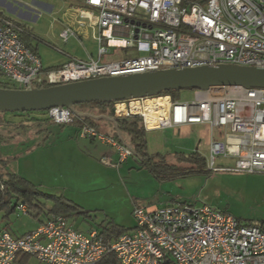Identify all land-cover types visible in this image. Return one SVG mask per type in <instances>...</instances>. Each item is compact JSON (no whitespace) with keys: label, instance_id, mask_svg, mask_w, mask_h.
<instances>
[{"label":"built area","instance_id":"2783aa9c","mask_svg":"<svg viewBox=\"0 0 264 264\" xmlns=\"http://www.w3.org/2000/svg\"><path fill=\"white\" fill-rule=\"evenodd\" d=\"M70 10L77 28L66 24L59 38H75L81 45V32L91 30L96 59L68 57L59 68L44 70L20 38L22 28L0 16V75L27 90L204 65L264 67V0H84L82 7ZM113 49L132 53L111 55ZM160 98L167 108L158 112L154 127L139 109L144 107L139 101L148 98L116 102L113 115L138 116L145 131L204 127L209 135L207 171L264 174V90L213 87L194 91L190 101ZM45 116L59 125L72 123L74 117L65 108ZM79 137L114 148L115 166L133 155L126 145L89 125L80 127ZM104 163L112 164L110 159ZM193 204L135 207V227L113 239L96 229L77 231L66 218L53 215L18 238L1 232L0 264H13L18 253L42 264H98L106 256L119 264H264V224L245 225L221 210ZM18 209L25 211L22 204Z\"/></svg>","mask_w":264,"mask_h":264},{"label":"rangeland","instance_id":"374dc122","mask_svg":"<svg viewBox=\"0 0 264 264\" xmlns=\"http://www.w3.org/2000/svg\"><path fill=\"white\" fill-rule=\"evenodd\" d=\"M82 2L0 0V11L27 28L29 44L36 49L42 67L53 68L60 65L68 53L82 57L77 39L63 42L58 38L65 19L64 12L72 3ZM88 33L92 35L91 30ZM82 42L95 54L96 46L89 38ZM126 53L131 55L132 51L111 50V55ZM193 95L194 91H181L176 95V101H190ZM156 100V97H151L138 104L146 108L149 102ZM43 116L39 113L31 117L0 114V171L4 177L14 174L29 181L40 193L69 201L76 214L68 218V225L77 231L88 233L91 229L99 230L110 225L131 231L135 227L132 215L135 207H163L170 203L208 205L232 215L245 225L264 223L263 173L207 171L202 165H196L194 170V165L176 156L178 153L187 157L190 152L199 151L205 161L208 148L195 130L182 135L172 129L147 133L150 153H159L174 169L168 176L158 172V179L142 168L134 155L117 166L113 165L117 162L114 148L106 145L104 149L99 141L93 144L88 138H80V128L74 124L25 120L42 119ZM96 123L101 129L105 126L103 120ZM44 129L50 133L47 135ZM107 132L113 137V132ZM64 134L73 137V141L67 143L68 138ZM121 140L128 145L126 135L122 134ZM107 159L112 164L104 163ZM202 169L207 172H199ZM20 218L26 221L29 217ZM31 264L42 263L32 257Z\"/></svg>","mask_w":264,"mask_h":264},{"label":"water","instance_id":"95a60500","mask_svg":"<svg viewBox=\"0 0 264 264\" xmlns=\"http://www.w3.org/2000/svg\"><path fill=\"white\" fill-rule=\"evenodd\" d=\"M213 87L264 90V67L218 64L184 69L106 76L27 90L0 88V113L45 112L68 109L77 119L105 120L114 125L122 143L116 117L79 112L76 106L92 102L111 104L151 98L165 92L201 91ZM114 114V108L111 109ZM125 145V144H124ZM130 150L132 148L126 145Z\"/></svg>","mask_w":264,"mask_h":264},{"label":"trees","instance_id":"16d2710c","mask_svg":"<svg viewBox=\"0 0 264 264\" xmlns=\"http://www.w3.org/2000/svg\"><path fill=\"white\" fill-rule=\"evenodd\" d=\"M193 1L198 2L200 4H204L208 0H193ZM0 16L5 19L11 20L12 22L20 26V28H22L23 33L21 34L20 38L31 51L36 53V51L29 44L28 41L29 32L27 28L24 25L20 24L19 22H16L2 14H0ZM0 77L2 76L0 75ZM48 86L49 85L47 84H43L38 86V88H43ZM0 88L18 89L14 84H12L10 81L4 78L3 80L0 79ZM178 93L179 92L169 91L159 96H169L172 101H176V95ZM113 105L114 103L104 104L100 102H92V103L78 105L76 106V109L78 111L85 109V111H88V113L94 115L103 114L109 117H114V115L111 113V109L113 108ZM38 113L46 117L45 116L46 111L26 112V113H0V114L3 115L13 114V115H21V116L26 115L28 117H31L32 114H38ZM28 121L53 123L48 117L43 119L29 118ZM96 122L97 121L87 118L77 119L76 117H73L72 123L70 124H74L78 126V129L83 125H89L91 127L96 128ZM116 123L118 129L120 130L121 135L124 134L127 136L128 146L132 148L133 155L137 158V160L140 161L139 164L141 165L142 168L147 169L158 179H160V177L157 176L156 174L160 171L165 173L166 176L170 175L169 173H171V171H173L174 169L172 168L173 166L166 163L165 157L161 156L159 153L151 154L149 152L148 141L146 138L147 133L144 130L142 119L140 117L138 116L119 117L116 118ZM62 125H66V124H62ZM113 138L117 140L115 130H114ZM176 156L185 159L188 162H190L192 165H194L193 167L194 170L195 168H197L196 165L197 166L202 165V167H204V159L201 156H199L198 153H191L187 157L181 154L179 155L177 154ZM199 172L206 173L207 171L202 169ZM6 176L7 177H4V174L1 173L0 171V186H2V188L0 189V211L3 209L4 206L7 207L9 211L14 210V205H12L13 202L15 204V207H17L19 204H24L28 212L32 213V215H35L36 217H38L41 214L44 215V217L47 220L42 224H45L49 220V218L53 215H59L68 219L72 215L76 214L75 207H73L69 203V201L67 202L64 199L55 198L53 196L40 193V191L36 190L29 181L19 178L14 174H6ZM98 231L100 232L101 235L105 236L106 239H113L125 233L126 229L110 225V226L101 227ZM19 257H21L22 260L24 259L23 261L25 262V260L27 261V259H29L31 256L27 254L18 253L16 255L15 260H17ZM23 261L22 263H24ZM115 263H117V261L113 256H106L98 264H115Z\"/></svg>","mask_w":264,"mask_h":264},{"label":"crops","instance_id":"0c3cea01","mask_svg":"<svg viewBox=\"0 0 264 264\" xmlns=\"http://www.w3.org/2000/svg\"><path fill=\"white\" fill-rule=\"evenodd\" d=\"M84 2V0H83ZM83 2L82 3H72L69 8L67 9L66 12H64L63 16H64V21L62 22V26L64 27L66 24H71L74 28H77V25H76V20L74 19V15L72 14L70 8H73V7H82L83 6ZM0 14L7 16L6 13H4L3 11H0ZM9 18V17H8ZM12 19V18H11ZM62 27V28H63ZM84 36V37H83ZM58 38H59V35H58ZM81 38H82V41L83 40H86V39H90L91 43H93V45L96 46V44L92 41V35L89 36V33L88 31H82L81 32ZM60 39V38H59ZM78 48L80 49V55L82 57H77L75 54H71V53H68L67 56H66V59L60 63V65L56 66V67H53V68H43L44 70H50V69H54V68H57V67H60L62 64H64L69 58H76V59H82V60H86L88 59L89 57L91 58H94L96 59L97 58V47H96V52L95 54H93L91 51L87 50V48L84 46L83 42L82 44H78ZM34 49V48H33ZM36 51V49H34ZM37 53V52H36ZM38 55V54H37ZM121 55V54H120ZM69 57V58H68ZM79 112H85V113H88V111H85V109L79 111ZM103 115V114H101ZM43 118H46L43 116ZM42 118V119H43ZM25 120H28V119H25ZM103 122H105V126L104 128H102L103 130H105V132L102 131L101 128H99V124L96 123V130L102 134H105V135H108V132L107 131H111L114 133V130L116 132V129L114 127V125L110 122H107L105 120H103ZM50 122H46L45 124H48ZM78 128V126H77ZM169 130V129H172V128H164L162 130ZM172 130H174V133L176 134H179V135H182V134H188L190 133L192 130H195L198 134V138H200L202 141H204V143L208 144V141H209V135L207 133V130L204 128V127H201V126H196V125H190V126H182V127H179V128H173ZM41 131V130H40ZM43 131H46L47 132V135L50 133L48 131V129H44ZM161 130H157V131H146V133H152V132H160ZM68 133V132H67ZM76 134V133H75ZM65 138H68L67 143H71L73 141V137H71L69 134H64ZM110 136V135H108ZM112 137V136H111ZM120 137H121V133H120ZM116 138H117V133H116ZM46 139L47 137L44 139V145L46 144ZM117 140L119 141V139L117 138ZM75 141V140H74ZM84 141H86L84 139ZM91 143L95 144L96 142H94L95 140H92L90 139L89 140ZM120 142V141H119ZM76 143V142H75ZM101 147H106L105 144L101 143L100 144ZM108 147V146H107ZM111 148V147H109ZM108 148V150H110ZM148 148L149 147V144H148ZM149 152H150V149H149ZM190 153H198L199 156L200 155V152L199 151H192ZM104 154V153H103ZM102 154V156H103ZM178 153H176L177 155ZM204 166H205V161H204ZM12 205H14V210L12 211H9L7 207H3V209L0 211V233L5 231V232H8L11 236H13L14 238H18V237H21L27 233H30V232H33L35 231L43 222H45L47 219L44 217L43 214L39 215L38 217H36L35 215H32V213H29L26 206L24 204V207H25V211H21L18 209V206L15 207V204L14 202L12 203ZM49 207V206H47ZM9 213V214H8ZM22 216H28L29 218L26 219V221L24 220H21L20 217ZM67 220V223H68V219L66 218ZM69 224V223H68ZM93 230V229H91ZM132 230V229H131ZM128 232V231H127ZM16 259V258H15ZM31 259L32 257H30L29 259H27V261L25 260V262L22 260L21 257H19L17 260H14V263L13 264H31ZM22 261L24 263H22Z\"/></svg>","mask_w":264,"mask_h":264},{"label":"bare ground","instance_id":"6f19581e","mask_svg":"<svg viewBox=\"0 0 264 264\" xmlns=\"http://www.w3.org/2000/svg\"><path fill=\"white\" fill-rule=\"evenodd\" d=\"M148 107L139 108L141 113L146 117L147 123L150 127L156 125L157 115L166 111L167 103L163 98L157 99L156 101H151L147 105ZM138 109V105H137ZM146 109V111H145ZM159 112V113H158Z\"/></svg>","mask_w":264,"mask_h":264}]
</instances>
